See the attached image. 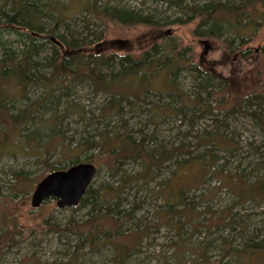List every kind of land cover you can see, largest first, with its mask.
<instances>
[{"label":"rangeland","instance_id":"rangeland-1","mask_svg":"<svg viewBox=\"0 0 264 264\" xmlns=\"http://www.w3.org/2000/svg\"><path fill=\"white\" fill-rule=\"evenodd\" d=\"M51 1L67 4L63 12L69 14V27L61 28V32L69 30L78 35L86 12L80 11L73 0ZM197 1L202 4L209 0ZM113 3L152 14L161 23L187 15L186 10L163 0ZM90 20L94 21L93 17ZM198 21L164 27L94 21L92 29L105 35L98 47L102 52L127 51L135 55L149 49L154 41L159 42L161 50L171 43L166 38L171 34L180 52L184 47L191 49L190 63L215 71L227 80L186 69L179 71L176 78L168 72L160 73L145 84L153 90L150 94H142L140 101L130 96L132 104L124 103L121 113L108 117L102 110L108 107L111 97L94 94L88 81L70 83L69 89L60 82L51 86L32 84L27 97H14V110L10 112L15 114L27 108L37 109L35 103L43 101L46 117L55 110L63 113L69 103L76 104L83 117L72 112L59 125L63 145L69 148L63 154L57 149L40 157L30 156L11 142L6 149L18 152L0 157V234L8 231L0 238V264H264V251L250 249L252 243L264 239V198L248 191L264 174V132L238 110L228 112L239 97L264 91V19L257 28L242 30L247 41L241 44L236 39L232 49L228 46L232 33L221 38L198 36L194 33ZM52 23L53 19H48L47 24ZM6 38L13 47L23 48L24 42H17L19 35L12 33ZM50 42L38 40L43 51L36 58L42 64L51 55L55 38ZM115 70L118 72L119 67ZM171 82L186 96L172 100L168 92L176 91L167 86ZM202 83L208 84V91L200 90ZM6 89L16 93L19 90L11 83ZM50 97L59 106L50 103ZM157 108L161 113L152 119ZM123 122L136 131L138 139L143 134H154L153 146L183 147L191 154L175 157L159 170L153 169L154 173L145 179L141 177L144 166L140 161H128L117 172L110 167L108 156L84 161L96 155L97 150L74 149L84 138L101 130L118 132ZM35 130L30 122L13 134L20 142ZM50 132L48 127L39 129L40 139L36 142L48 141ZM205 139L222 145L209 144ZM191 157L194 160L185 162ZM78 158L98 167L91 187H102L110 193L119 189L109 201L113 207L118 203L121 214L109 213L106 204L93 213L91 204L59 208L56 198L48 199L39 208L32 206L36 185L50 173L46 162L68 168ZM125 214L126 218L122 217ZM94 215L101 217L100 224L90 228L79 225ZM115 231L118 235L108 240L107 233ZM245 250L250 251L243 253Z\"/></svg>","mask_w":264,"mask_h":264},{"label":"trees","instance_id":"trees-1","mask_svg":"<svg viewBox=\"0 0 264 264\" xmlns=\"http://www.w3.org/2000/svg\"><path fill=\"white\" fill-rule=\"evenodd\" d=\"M102 1L105 3L102 4ZM163 1L179 10H186L187 15L184 18H177L173 22L161 23L152 14L144 15L142 12L121 8L113 3V0H73L74 4L80 7V11L86 12L83 18V29L76 35L69 30H66V34L61 32V28L69 27L67 23V19H69L67 15L69 14L63 12L67 4H59L51 0H0V129H2V133H0V157L18 151L40 157L42 153L46 154L57 149L61 151V154L69 150L67 145H63L61 139L63 136L59 125L63 118L72 112L77 113L81 118L83 117L76 104L69 103L63 113L59 114L55 110L48 117H46L47 112L42 104L43 101L35 103L37 109L27 108L16 114L10 112L14 110V97H27V89L32 84L51 86L55 82H60L63 83L65 89H69L70 83L88 81L92 85L94 94L104 93L111 97L108 107L102 110L104 115L108 117L112 114L121 113L124 103L132 104L129 100L130 96H134L136 101H140L142 94L144 96L150 94L153 90L145 87V84L150 78L160 73L168 72L176 78L179 71L186 69L208 78L217 76L227 80L215 71L204 69L197 63H190L191 49L184 47L183 52H180L179 44L171 40L173 37L171 34L166 36L171 43L162 46L164 50L162 52L157 41H154L149 49L139 55L127 51L102 52L98 47L103 43L105 35L92 29L93 24H95L94 21L104 25L114 22L123 25L143 24L164 27L173 23L186 24L198 19L194 29L196 35L221 38L227 33L228 35L232 33L234 37L228 39V46L232 49L236 39H240L241 44L247 41L242 30L257 28L260 25V19H264V0H209L202 4L198 3L197 0ZM52 13H55L56 16H53ZM91 17L94 21L90 20ZM48 19H53V23L48 25ZM12 33L21 37L17 42H24L22 49L13 47L11 41L6 38V35ZM52 38H55V43L51 45V55L47 57L46 63L42 64L36 58L43 51V48L37 45L38 40L47 39L50 42ZM262 52L264 53V46ZM117 66L119 70L115 72ZM43 67L44 71L41 69ZM47 69L49 70L47 71ZM175 78H172L171 81H174ZM9 83L11 86L19 88L17 93L16 90L9 92L6 89V85ZM172 83L167 85L176 91L168 92V96L172 100L176 101L175 98L186 96L182 90L178 89L177 91L176 85ZM199 85L200 90L208 91L207 83ZM48 100L55 106H59L57 101L53 102L52 97ZM174 110L179 111L177 108ZM206 110L210 111V109ZM235 110L250 117L259 124L264 132V91H256L239 97L228 108L230 113ZM156 111L155 114L152 113V119L156 117V114L159 116L161 113L160 108H157ZM5 119L12 125L11 128L7 126ZM30 122L36 130L27 134L23 141H17V135L13 133L21 131ZM44 127H48L51 131L48 141L45 143L36 142L40 137L39 129ZM154 141V134H143L138 139L136 131L130 129L126 122H123L118 132L101 130L95 135L84 138V141L77 144L74 149L81 151L97 150L96 155H89L84 161L108 156L111 163L110 167L117 172L128 161H140L144 166L141 177L145 179L149 177L150 173L151 175L154 173L153 169L159 170L175 157L191 154L189 150L183 151V147L168 148L163 144L153 146ZM11 142L20 147L18 151L12 152L6 149ZM204 142L222 145L212 140L205 139ZM190 159L194 160V157L186 159L185 162L190 161ZM84 161L80 158L74 159L70 166ZM46 164L48 172L66 168L65 166L59 168L48 162ZM118 191L119 189L114 190L113 193L117 194ZM248 191L253 192L257 198H264V174L249 186ZM113 193L105 191L102 187L95 189L90 186L79 205L91 204V212L93 213L97 208L99 209L106 204L109 213L121 214L118 203L115 202V207H113L109 201L116 197ZM105 215L109 216L107 213ZM126 216L127 214L122 217L126 218ZM100 218L94 215L92 220L79 225L90 228L94 224H100ZM55 228L60 227L55 226ZM5 233L8 231L0 234V238L5 237ZM107 235L109 240L118 234L115 231V233L109 232ZM250 249L264 251V239L259 243H252ZM246 251L250 250H245L243 253Z\"/></svg>","mask_w":264,"mask_h":264},{"label":"water","instance_id":"water-1","mask_svg":"<svg viewBox=\"0 0 264 264\" xmlns=\"http://www.w3.org/2000/svg\"><path fill=\"white\" fill-rule=\"evenodd\" d=\"M97 172L98 167L94 163L80 162L48 173L32 193V206L39 208L50 198L57 199L59 208L79 205Z\"/></svg>","mask_w":264,"mask_h":264}]
</instances>
